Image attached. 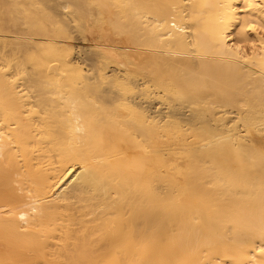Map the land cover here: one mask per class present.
<instances>
[{
	"label": "bare ground",
	"instance_id": "bare-ground-1",
	"mask_svg": "<svg viewBox=\"0 0 264 264\" xmlns=\"http://www.w3.org/2000/svg\"><path fill=\"white\" fill-rule=\"evenodd\" d=\"M0 264H264V0H0Z\"/></svg>",
	"mask_w": 264,
	"mask_h": 264
},
{
	"label": "rangeland",
	"instance_id": "rangeland-1",
	"mask_svg": "<svg viewBox=\"0 0 264 264\" xmlns=\"http://www.w3.org/2000/svg\"><path fill=\"white\" fill-rule=\"evenodd\" d=\"M81 45H86V46H88V45H89V43H88V42H85L84 44H81Z\"/></svg>",
	"mask_w": 264,
	"mask_h": 264
}]
</instances>
